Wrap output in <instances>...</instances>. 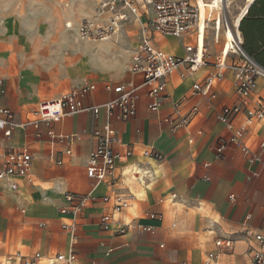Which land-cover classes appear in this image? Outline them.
Instances as JSON below:
<instances>
[{
    "label": "crops",
    "instance_id": "obj_1",
    "mask_svg": "<svg viewBox=\"0 0 264 264\" xmlns=\"http://www.w3.org/2000/svg\"><path fill=\"white\" fill-rule=\"evenodd\" d=\"M254 1L242 7L247 5L242 20L247 18L244 29L252 48L264 51V0L249 13ZM108 2L24 0L19 8L14 1L0 4V103L14 111L17 122L9 137L0 135V150L28 146L33 154L32 181L19 176L0 179V260L18 264L19 254L39 252V264H46L58 254L73 251L76 264H251L258 247L254 233L264 227V152L263 162L252 166L237 145H230L223 157L217 156L221 138L243 124L242 117L235 120V127L217 118L224 105L238 100L235 70L226 71L213 102L203 95L190 98L189 105L198 104L200 113L187 127L173 129L165 118L173 113L175 102L191 95L194 81L215 71L212 64L185 78L180 72L171 75L170 98L157 111L147 107L148 98L141 90L136 115L113 121L124 144L118 150L133 149L131 157L117 161L113 184L87 175L96 146L93 130L104 123V113L99 119L84 112L59 122H42L39 129L21 126L43 100L95 84L85 104H102L115 95L106 88L108 82L141 81L130 65L147 25L144 9L139 16L130 15L108 39L96 41L79 32L84 19L103 21L129 11L105 7ZM147 10L153 14L151 6ZM240 11L228 14L225 9L227 18L236 24L242 22ZM179 39L184 47L181 52L174 51L167 40L153 41L169 53L184 56L185 45L193 39ZM225 43L224 26L217 36L215 31L207 32L211 63L218 55L211 53V47L216 49L217 44L220 52ZM260 95H264V75L258 77L254 94ZM50 130L56 135L82 136L68 144L51 137ZM247 138L253 146L264 139V120L248 130ZM69 147L71 154L66 152ZM146 149L162 157L147 155ZM137 171L139 175L134 174ZM12 181L18 182L16 189ZM68 193L93 197L75 217L62 211L68 205ZM104 196L111 200L104 201ZM117 196L124 197L126 205L106 229L102 216L113 211ZM65 224H75L76 229ZM142 226L151 230H141ZM224 236L234 238L233 248L216 244ZM209 254L214 258L209 260Z\"/></svg>",
    "mask_w": 264,
    "mask_h": 264
},
{
    "label": "built area",
    "instance_id": "obj_2",
    "mask_svg": "<svg viewBox=\"0 0 264 264\" xmlns=\"http://www.w3.org/2000/svg\"><path fill=\"white\" fill-rule=\"evenodd\" d=\"M104 6H110L113 10L118 7L127 8L129 11H120L114 17L103 21L84 19L80 26L81 36L103 40L110 37L118 26L130 19V15L139 16L140 9L148 15L147 25L143 28L144 36L140 45L135 49L130 65L133 74L141 76L140 82L113 83L108 82L106 88L114 92V97L102 104H85V98L96 88L95 84H87L69 91L59 97L43 100L31 112V117L21 124L26 129L33 127L39 129L42 122H59L66 117L90 112L95 119H99L104 113L105 121L93 130L96 146L92 150L88 165L87 175L100 181L111 184L117 180V161L129 158L133 154L132 147H127L124 153L118 150V146L124 145L113 121L128 120L137 113V104L140 91L144 90L148 98L147 107L152 111L160 109L164 100L170 98L167 90L168 78L180 72L185 78L195 73L201 67L212 64L215 71L208 72L202 79L193 82L191 95L174 103L173 113L165 118L173 129L187 127L200 113L198 104L189 105L191 97L203 95L210 102L217 97V85L226 78L228 69L235 70V85L238 100L231 105H224L217 113V118L228 125L235 127V120L243 118V124L236 127L228 137L221 138L217 147V156L223 157L230 145L240 146L245 158L252 165L262 163L264 152V139L257 146L248 141V130L260 124L264 120V95L254 96L257 79L264 75V68L249 57L243 49V34L240 23H232L226 16L225 3L219 0L220 5L211 7L207 5L205 15L202 17L199 0H110ZM152 7L153 14L147 10ZM215 11H218L216 15ZM247 9L240 11L239 22L246 15ZM221 26L225 28L226 43L213 63L210 62V51L207 44V32L219 33ZM177 38L190 37L192 42L185 45L186 55L178 56L169 53L157 46L152 34ZM229 45V47H228ZM183 68V70H182ZM2 80L0 79V84ZM17 122L15 113L9 107L0 103V135L9 137ZM53 138L71 144L81 134L73 136L56 135L50 130ZM72 153L71 147L66 151ZM145 154L157 159L162 157L160 152L146 149ZM33 154L28 146L4 147L0 150V179L8 176H19L32 181ZM134 171V170H133ZM139 175V171L134 172ZM11 187H18L17 181L11 182ZM92 194L77 195L66 194L68 205L62 209L64 213L71 212L75 217L92 200ZM176 194H173V198ZM233 197V195H232ZM104 201H110L111 196H104ZM126 205V199L122 196L115 197V205L112 212L102 216V223L106 229L110 228L114 214L120 212ZM155 217V215H153ZM65 227L76 229L75 224H65ZM141 230H151V227L142 226ZM124 231V230H122ZM254 239L258 247L254 248L251 264H264V227L262 231L254 233ZM218 246L233 248L235 240L231 236H224L216 241ZM39 252L32 256L18 255V264H39L41 259ZM214 254H209V260ZM76 253L58 254L46 264H76ZM0 264H12V260H0ZM182 264H187L183 262Z\"/></svg>",
    "mask_w": 264,
    "mask_h": 264
},
{
    "label": "rangeland",
    "instance_id": "obj_3",
    "mask_svg": "<svg viewBox=\"0 0 264 264\" xmlns=\"http://www.w3.org/2000/svg\"><path fill=\"white\" fill-rule=\"evenodd\" d=\"M10 1L16 2V6H17V8H19L20 7L19 5L21 3H23L24 0H0V4L1 5H5L8 2H10ZM26 1H28V0H26ZM200 1H203V0H200ZM205 1L210 2L209 0H205ZM51 2L52 1H49V4H48L49 6H50ZM214 2L218 3L219 0H214ZM246 2H247V0H225L224 1V3H225V9H226V11H227L228 14H230V13H235L236 14V13H238L242 9V7L245 5ZM1 8H0V13L2 12V9ZM70 24L71 25H69V26H72L73 27V24L72 23H70ZM221 37H223L222 34H221ZM153 39H154L155 43H161L162 41L167 40L169 46L174 51H176V52H181L184 49L183 43H182V41L179 38H175V39H173V38H166V39H163V38L159 37L158 34H155L154 37H153ZM93 40H96V39H93ZM212 48H213V50H212ZM219 49H220L219 46L216 44V49H215L214 46L211 47V53L216 56L217 54H219Z\"/></svg>",
    "mask_w": 264,
    "mask_h": 264
},
{
    "label": "trees",
    "instance_id": "obj_4",
    "mask_svg": "<svg viewBox=\"0 0 264 264\" xmlns=\"http://www.w3.org/2000/svg\"><path fill=\"white\" fill-rule=\"evenodd\" d=\"M259 0H255L254 3L252 4V6L249 9V13L251 12L252 7L258 2ZM247 20V18L245 17L241 24H240V29L243 32V37H244V43H243V49L246 52V54L251 57L258 65H260L261 67L264 68V51H258L252 48V45H250V40L248 38V35L244 29V22ZM261 23L260 26H262L263 22H259Z\"/></svg>",
    "mask_w": 264,
    "mask_h": 264
},
{
    "label": "bare ground",
    "instance_id": "obj_5",
    "mask_svg": "<svg viewBox=\"0 0 264 264\" xmlns=\"http://www.w3.org/2000/svg\"><path fill=\"white\" fill-rule=\"evenodd\" d=\"M223 1H225V0H223ZM249 2H253V0H249L248 2H247V4L249 3ZM211 4V5H210ZM199 5H200V8H201V12H202V17L205 15V12H206V10H207V5H210L211 7H213V6H215V5H217V6H219L220 5V3L218 2V3H216V2H214V0H211V2H207V1H205V0H203V1H200L199 0ZM246 8H247V5H246ZM245 8V9H246ZM239 20V19H238ZM237 23H238V21H237ZM69 25H71V24H69ZM120 28V25L118 26V28H117V30ZM106 39H108V38H106Z\"/></svg>",
    "mask_w": 264,
    "mask_h": 264
}]
</instances>
